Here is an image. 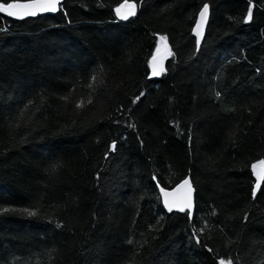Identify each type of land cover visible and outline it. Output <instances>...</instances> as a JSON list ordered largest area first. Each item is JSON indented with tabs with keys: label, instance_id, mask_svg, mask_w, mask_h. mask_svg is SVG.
Segmentation results:
<instances>
[{
	"label": "trees",
	"instance_id": "16d2710c",
	"mask_svg": "<svg viewBox=\"0 0 264 264\" xmlns=\"http://www.w3.org/2000/svg\"><path fill=\"white\" fill-rule=\"evenodd\" d=\"M125 2L0 14V208L38 211L0 214V264H264V182L251 195L252 165L264 160V1L252 0L247 23L248 0H127L137 15L122 21ZM204 3L197 49L192 17ZM164 42L165 71L152 77ZM189 171L191 220L159 196Z\"/></svg>",
	"mask_w": 264,
	"mask_h": 264
},
{
	"label": "snow or ice",
	"instance_id": "6c2138e0",
	"mask_svg": "<svg viewBox=\"0 0 264 264\" xmlns=\"http://www.w3.org/2000/svg\"><path fill=\"white\" fill-rule=\"evenodd\" d=\"M62 0H31L29 3H17V2H11V3H0V14H6L7 17L23 20L28 17H37L39 14H45V13H56L58 11V6L61 5ZM248 9L247 14L244 16V22L247 23L253 19V7H252V0H248ZM142 6V5H141ZM116 17L119 18V20L122 21H128L130 17H135L137 15V6L132 3H128L127 0L125 3L120 4L119 7L115 9ZM195 19V27L192 29V32L195 34V45L196 48L199 49L201 46V40L205 35V26L209 22V4L204 3L203 7L199 10V18L196 19L195 15L192 17ZM160 41H164L165 37H160ZM149 67L151 68V76L152 77H158L161 74L164 73V57L161 55V46L158 43L156 53L152 56V59L149 61ZM97 79L96 75H93L92 80L95 81ZM91 87V85H90ZM145 93L141 92L140 95L136 96L134 100H132L133 104H136L141 97H143ZM215 96L217 100H221L222 94L220 91H216ZM62 100L67 101L68 97H61ZM88 103H92L91 100L88 101ZM34 107V101L29 100L28 103L24 106L23 109H20L18 112V115L16 117H13L12 119L16 122L14 124H9V131L14 132L15 129L20 128L23 126V123L27 116V111ZM85 107L84 103H76L75 108L76 109H83ZM122 111V110H118ZM117 124H119V120L115 121ZM73 124H75V121H73ZM129 128H135V123L127 124L126 125ZM139 139V137H138ZM188 140L189 145H191L192 136H191V129H189L188 133ZM22 142H26V139ZM141 145H143V140H140ZM117 150V141L113 140L107 150L105 151V160L109 158V156L114 153ZM61 167L60 164H52L50 173H55L58 171V169ZM253 173L257 177V183L255 186L252 187L251 195L253 198L257 196V191L261 187V181L264 180V160H261L258 162V164L252 165ZM156 177L153 176V180H155ZM157 186H159V182H157ZM196 189L194 187V183L191 177V171H189L188 177H186L182 182L177 185L175 189L172 190V192H167L165 189L161 188L160 192L163 195V205L164 208L167 210V212L171 213L174 210L187 213L188 218L191 220L192 218V209L194 206V193ZM179 194V195H177ZM43 199V197H40ZM19 213L27 217H36L38 215V211L31 209V208H0V214H15ZM215 209H213L212 215H215ZM248 214H245V220H247ZM136 221L133 220V224H135ZM159 223V221L157 222ZM57 228L62 227L60 223H57ZM204 229L201 228L200 232H203ZM193 236L196 237L197 243H200L199 236L197 235L196 230H193ZM139 243V242H135ZM148 241L145 240L143 244L140 245V247H143L144 244H147ZM129 245H133L134 241L132 239L128 240ZM54 250L49 252V257L51 259L52 252ZM218 264H233L232 260L229 259L227 262L224 259H220L218 261Z\"/></svg>",
	"mask_w": 264,
	"mask_h": 264
},
{
	"label": "water",
	"instance_id": "95a60500",
	"mask_svg": "<svg viewBox=\"0 0 264 264\" xmlns=\"http://www.w3.org/2000/svg\"><path fill=\"white\" fill-rule=\"evenodd\" d=\"M261 1H264V0H261ZM11 2H17V3H29V2H31V0H16V1H11ZM11 2H9V3H11ZM62 3H63V0H62V2H61V5H62ZM61 5H59L58 6V9L60 8V6ZM202 7H203V5H202ZM201 7V8H202ZM200 8V9H201ZM199 9V10H200ZM45 14H53V13H45ZM5 16H6V14H4ZM41 15V14H40ZM7 17V16H6ZM7 18H9V19H12V20H19V19H15V18H11V17H7ZM29 18V17H28ZM199 18V11L197 12V15H196V19H198ZM209 19H210V12H209ZM209 23V22H208ZM208 23L206 24V26H205V33H206V29H207V26H208ZM195 27V21H194V24H193V26H192V29ZM191 33H192V35H193V37L195 38V34L192 32V30H191ZM205 36V35H204ZM204 38V37H203ZM203 38H202V40H203ZM202 40H201V42H202ZM169 52H170V48H169V45L166 43V42H164L163 43V47L161 48V55L164 57V62H165V59H166V57L168 56V54H169ZM151 59H152V57H151ZM150 70H151V68H150ZM252 174H253V179H254V185L253 186H255V184L257 183V177H256V175L253 173V170H252ZM186 178V177H185ZM185 178H182L181 180H179L172 188H163V189H165V191H167V192H172V190L173 189H175L176 187H177V185H179L181 182H182V180H184ZM263 182H264V180H262L261 181V186H262V184H263ZM162 187H159V196H160V199H161V203H162V206H163V208H164V205H163V195L161 194V192H160V189H161ZM261 188V187H260ZM260 190V189H259ZM259 190L257 191V193L259 192ZM177 195H179V194H177ZM165 209V208H164ZM166 210V209H165ZM194 210H195V193H194V206H193V209H192V217H193V214H194ZM167 211V210H166ZM173 212H178V213H183V212H179V211H173ZM169 213V212H168Z\"/></svg>",
	"mask_w": 264,
	"mask_h": 264
},
{
	"label": "rangeland",
	"instance_id": "374dc122",
	"mask_svg": "<svg viewBox=\"0 0 264 264\" xmlns=\"http://www.w3.org/2000/svg\"><path fill=\"white\" fill-rule=\"evenodd\" d=\"M208 24H209V23H208ZM207 27H208V26H207ZM2 29H3V28H0V30H2ZM2 31H3V30H2ZM160 46H161V48H162V47H163V44L161 43Z\"/></svg>",
	"mask_w": 264,
	"mask_h": 264
},
{
	"label": "built area",
	"instance_id": "2783aa9c",
	"mask_svg": "<svg viewBox=\"0 0 264 264\" xmlns=\"http://www.w3.org/2000/svg\"><path fill=\"white\" fill-rule=\"evenodd\" d=\"M4 28L6 29V27L4 26Z\"/></svg>",
	"mask_w": 264,
	"mask_h": 264
}]
</instances>
